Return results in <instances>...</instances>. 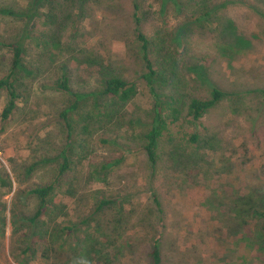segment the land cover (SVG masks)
<instances>
[{
	"label": "rangeland",
	"instance_id": "374dc122",
	"mask_svg": "<svg viewBox=\"0 0 264 264\" xmlns=\"http://www.w3.org/2000/svg\"><path fill=\"white\" fill-rule=\"evenodd\" d=\"M28 1L0 0V40L18 39L26 24L3 9L24 10ZM181 1H38L24 39L38 77L25 79L5 120L0 91V264H149L158 235L166 264H264L261 219L249 210L264 201V0ZM137 29L151 43L159 87L173 84L185 101L212 85L253 92L198 122L185 102L154 174L142 148L153 97L141 78ZM217 44L241 50L221 53ZM10 59L0 46V77ZM103 68L133 81L136 95L119 104L100 94ZM61 70L71 92L93 93L68 113L70 129L60 112L73 96L53 85ZM192 132L206 138L197 149ZM63 151L68 169L59 175ZM47 183L54 209L32 228L39 200L31 189Z\"/></svg>",
	"mask_w": 264,
	"mask_h": 264
},
{
	"label": "trees",
	"instance_id": "16d2710c",
	"mask_svg": "<svg viewBox=\"0 0 264 264\" xmlns=\"http://www.w3.org/2000/svg\"><path fill=\"white\" fill-rule=\"evenodd\" d=\"M39 0H29L28 6L24 9H18L17 11L13 9H3V12L12 17H24L25 18V30L16 40L6 42L5 40H0V46L9 47L11 49V59L7 72L0 77V91H4L7 96L5 105L1 111L2 119H8L13 112L17 109V102L22 98L24 88L26 87L25 79L27 77H32V80L38 77V71L31 65V63L25 62L26 46H25V37L29 30L30 26L26 29L28 21L38 14V2ZM168 1V0H166ZM180 2L181 0H170ZM179 4V3H178ZM139 19V18H137ZM197 19H200L198 17ZM28 20V21H27ZM33 38H38L33 36ZM137 41V54L143 65V73L141 78L146 83L152 97L153 105L150 109V121L149 128L142 134L143 144L142 148L146 154L147 160L152 168L153 174L158 168L159 162V150L166 144H172L174 141L171 126L177 122L183 112V104L186 102V116L189 117L193 122H198L202 119L210 110L214 107H217L227 98H232L238 96L237 99L240 100H249V96L252 91H239L231 92L225 91L216 85H212L207 95L205 96H190L186 98V101L180 96V92L173 84L170 88L159 87L156 83L157 76L160 73V70H156L153 66V61L151 58V48L150 41L147 36L137 29L136 34ZM181 43H184L182 41ZM219 52L226 53L230 51L231 53H239L241 47L236 45L228 44H217ZM224 55V54H223ZM176 62V58H173L171 63L173 65ZM96 65L102 66V62H96ZM204 66V65H203ZM191 67V65L189 66ZM197 71V78L201 80H209L205 78V68L202 67L198 71L197 66L191 67ZM101 71H104V80L100 94L114 99L119 104H125L130 101L137 92V87L133 81L121 78L119 76L112 75L107 72V69L103 68ZM174 76H170V79L176 78L177 74L174 73ZM53 85L55 88L60 89L65 92H70L73 96V101L69 106L63 109L60 112V117L66 122L67 127L70 129V124L68 122V113L72 110H76L81 103H83L88 97H91L93 93L91 92H71L70 85V76L68 71L61 70L59 76L54 80ZM264 94V89L262 90ZM183 102V103H182ZM260 111V109H258ZM261 112V111H260ZM262 114V112H261ZM206 141V138L201 139V136L198 132H192L189 135V147L195 148L200 142ZM176 150V149H175ZM63 157V162L59 169V175H62L64 171L68 169V160L65 152L61 153ZM178 149L177 153H172V159L175 163L178 162ZM119 160L114 161L118 163ZM53 184H44L36 186L31 189V193L36 195L39 200L38 207L34 215L29 219L30 223L34 226L32 228H37L38 223L41 221L42 217H45L48 214L49 210L53 211L54 204L52 203V193ZM153 201L157 207H160V202L156 195L153 196ZM261 206L250 205L249 210L256 213V215L261 219L260 222V231L264 233V201H261ZM103 202L100 203L102 205ZM49 243V242H48ZM50 244V243H49ZM52 244V243H51ZM150 251H149V264H166L164 261V256L162 254V236H154L150 241ZM85 257V255L83 254ZM83 258V257H82ZM84 259V258H83Z\"/></svg>",
	"mask_w": 264,
	"mask_h": 264
}]
</instances>
